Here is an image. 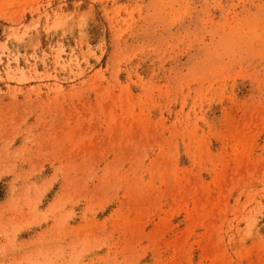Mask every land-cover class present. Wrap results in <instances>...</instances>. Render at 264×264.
<instances>
[{
    "label": "rangeland",
    "instance_id": "1",
    "mask_svg": "<svg viewBox=\"0 0 264 264\" xmlns=\"http://www.w3.org/2000/svg\"><path fill=\"white\" fill-rule=\"evenodd\" d=\"M0 264H264V0H0Z\"/></svg>",
    "mask_w": 264,
    "mask_h": 264
}]
</instances>
